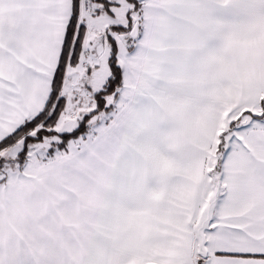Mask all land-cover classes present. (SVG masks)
Segmentation results:
<instances>
[{"label":"snow or ice","instance_id":"obj_1","mask_svg":"<svg viewBox=\"0 0 264 264\" xmlns=\"http://www.w3.org/2000/svg\"><path fill=\"white\" fill-rule=\"evenodd\" d=\"M0 264H264V0H0Z\"/></svg>","mask_w":264,"mask_h":264}]
</instances>
